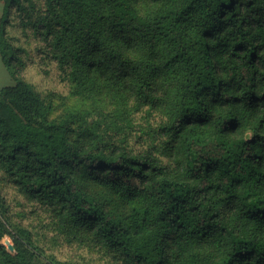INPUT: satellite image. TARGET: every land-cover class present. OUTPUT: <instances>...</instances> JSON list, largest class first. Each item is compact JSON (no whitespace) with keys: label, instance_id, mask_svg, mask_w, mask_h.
I'll use <instances>...</instances> for the list:
<instances>
[{"label":"trees","instance_id":"16d2710c","mask_svg":"<svg viewBox=\"0 0 264 264\" xmlns=\"http://www.w3.org/2000/svg\"><path fill=\"white\" fill-rule=\"evenodd\" d=\"M3 2L75 91L117 110L102 127L50 119L2 28L1 179L118 264H264V0ZM44 252L0 194V264Z\"/></svg>","mask_w":264,"mask_h":264},{"label":"rangeland","instance_id":"374dc122","mask_svg":"<svg viewBox=\"0 0 264 264\" xmlns=\"http://www.w3.org/2000/svg\"><path fill=\"white\" fill-rule=\"evenodd\" d=\"M4 19L7 20L5 23ZM2 28L5 38L13 49L16 47L23 49V51H15L16 56L24 62L19 77L28 82L44 100L50 119L73 126L83 125L93 128L94 123L102 127L112 121V114L117 110L114 101L103 95H95L94 91H75V83L70 82L61 68L50 62L47 56L43 57L40 49H37L40 44L36 42L32 31L20 24L17 12L9 11L7 15L4 2L0 0V31ZM15 68H18L17 65ZM14 83L0 55V89ZM141 116L139 112H135L133 117H130L133 126L147 125ZM156 120L155 116L149 117L151 124ZM116 123H119V120ZM135 136L136 134H132L128 138L132 148L137 151L145 150L148 145L142 139L144 140L146 136L141 140L134 139ZM0 194L11 214V220L30 228L37 244L45 250L38 258L43 264H49L47 261L49 257L73 264H118L86 234L61 233L51 220L50 213L40 205L24 202L13 187L1 179V176ZM2 241L11 251V238L6 236Z\"/></svg>","mask_w":264,"mask_h":264},{"label":"water","instance_id":"95a60500","mask_svg":"<svg viewBox=\"0 0 264 264\" xmlns=\"http://www.w3.org/2000/svg\"><path fill=\"white\" fill-rule=\"evenodd\" d=\"M12 250V249H11Z\"/></svg>","mask_w":264,"mask_h":264}]
</instances>
